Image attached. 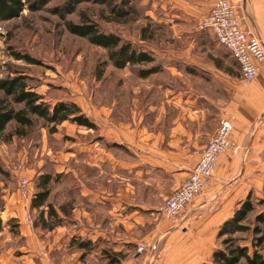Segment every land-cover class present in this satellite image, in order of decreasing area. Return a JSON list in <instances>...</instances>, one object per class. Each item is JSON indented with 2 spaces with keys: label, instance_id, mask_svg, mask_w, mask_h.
<instances>
[{
  "label": "rangeland",
  "instance_id": "1",
  "mask_svg": "<svg viewBox=\"0 0 264 264\" xmlns=\"http://www.w3.org/2000/svg\"><path fill=\"white\" fill-rule=\"evenodd\" d=\"M21 1L23 9L18 18L0 21V78L22 75L45 102L76 103L96 124V129L65 122L58 126L57 132L50 133L43 121L35 119L34 126L26 130L24 137L11 134L16 129L15 124H10L0 136V219L3 224L0 255L6 254L15 243L23 245L24 241L18 240L20 222L23 221V225L31 230L41 229L34 226L39 211L31 208V201L38 191L40 177L49 175L52 181L49 203L65 218L62 230H71L75 226L72 219L74 208L87 209L92 214L93 223L103 218L117 235L124 239L137 238L134 253L142 258L149 257L156 237L147 239V231L143 228L133 235L131 231L116 227L106 219L109 209L119 204L116 199H134L153 207L154 218H166L161 209L190 177L209 143L197 153L195 138L189 140L188 136H183L173 143L169 135L170 123L177 119L185 122L188 112L197 108V60L202 69L212 68L224 76L227 74L225 71H230L233 78L238 76L249 83L210 32L200 30L204 16L217 0H130L136 7L138 20L126 24L108 22V6L93 1L80 4L74 14L65 16V20L56 11L70 0ZM111 1L114 5L121 3V0ZM227 1L236 7L241 26L250 31L243 16L242 0ZM81 13L96 22L101 31L120 36L138 50L150 51L156 59L155 65H160L162 70L142 79L138 72L152 66L115 68L108 62L104 49L66 30V21L80 23ZM14 53L29 55L40 64L16 60ZM176 53L185 55L186 62L171 56ZM169 66L182 72L193 71V74L173 77L168 70L163 71ZM205 77L204 80L213 81ZM174 89L181 93L180 105L168 100L171 98L169 91ZM229 96L226 90L218 89L215 96L212 95L216 98L217 107L203 99L208 122L219 121V124L222 119L233 122L225 112ZM0 98H3L1 93ZM98 153H105L102 167ZM133 153H182L179 158L171 156L170 159L179 161L180 166L190 164V171L176 189L178 186L173 174H165L158 168L151 172L141 164L133 171L120 169L119 160L132 165L137 162ZM24 179L28 181L25 186L22 184ZM147 185L153 188L152 192H148ZM263 185L264 182L260 181L258 191L252 190L255 212L246 224L251 226V231L236 235L240 245L249 246L251 250L258 237L252 229L262 226L256 221V216L264 214ZM63 206L71 211L70 217L62 212ZM186 211L175 219H166L182 218ZM139 214L145 213L139 211ZM87 240L76 233L67 237V251L75 255L71 264H109L113 257H119L120 263L123 262L125 255L115 251L114 245L97 247L92 244L86 250L79 248V243ZM122 245L127 246L126 243ZM219 247L220 240L216 236L212 246L197 255V264H212V254ZM258 249L264 256V245Z\"/></svg>",
  "mask_w": 264,
  "mask_h": 264
},
{
  "label": "crops",
  "instance_id": "2",
  "mask_svg": "<svg viewBox=\"0 0 264 264\" xmlns=\"http://www.w3.org/2000/svg\"><path fill=\"white\" fill-rule=\"evenodd\" d=\"M251 8L257 29L264 40V0H251ZM210 35L218 44L215 37L211 33ZM171 56L182 59L184 62L187 60L184 58L185 55L178 53ZM198 58L199 54H197ZM164 69L168 70L173 77L181 76L178 78H183L185 73L193 74V71L182 72L173 66L164 67L163 71ZM225 72L227 74L224 76L212 68L202 69L197 60V108L188 112L185 122L177 119L170 123L169 128L173 143L180 141L183 136H188L189 140L195 138L197 153H200L219 125V121L214 123L207 121L204 109L206 107L202 104L203 99L217 107L216 98L212 95L215 96L218 89L229 93L225 112L235 126L234 144L219 158L214 177L204 192L208 198L207 202L201 203L200 198L195 199L188 207L186 215L176 220L156 219L153 207H148L145 202H135L134 199H116L119 204H114L108 211L106 219L116 227L131 231L133 235L143 228L147 231L145 234L147 239L156 237L151 244L149 257L142 258L134 253L137 238L124 239L121 235H117L103 218L93 223L89 210L74 208L73 218H71L75 226L71 230H62V226L52 231L35 228L31 230L23 225V221L20 222L18 240L22 239L24 243L23 245L15 243L14 247L7 248L6 254L1 253L0 264H71L70 261L75 258V255L68 253L66 239L73 233L81 235L83 239L87 238L85 242L90 243L89 247H92V244L97 247L101 244L110 247L114 245L115 251L125 255L120 264H197V255L212 246L213 238L217 236V228L230 217L234 208L240 206L253 189L258 191L260 181L264 182V67L259 76L249 83H245L238 76L233 78L234 74L230 71ZM205 74L208 77H205ZM203 77L213 81H206ZM202 84H205L204 87L201 86ZM205 86H208L207 89ZM176 90L178 89L169 91L171 98L168 100L174 105H180L181 93L178 94ZM187 101L188 99L185 102ZM135 149L137 150L136 147ZM133 154L137 162L132 165L119 160L117 164L120 169L133 171L136 166H142L141 164L151 172L158 168L165 174H173V180L178 186L176 189L182 185L186 178L184 176L190 171V164L180 166L179 161L170 159L171 156L179 158L182 153ZM98 157L99 165L102 167L105 153H98ZM147 188H149L148 192H152L153 188L150 185H147ZM205 205L207 207L204 210ZM139 211L145 214H139ZM67 212L65 216L70 217L71 211L67 210ZM57 213L59 215L58 211ZM61 218L65 220L64 217ZM0 234L3 232L1 231ZM9 235L12 233L9 232ZM122 243H126L127 246ZM92 250L94 247L90 252Z\"/></svg>",
  "mask_w": 264,
  "mask_h": 264
},
{
  "label": "trees",
  "instance_id": "3",
  "mask_svg": "<svg viewBox=\"0 0 264 264\" xmlns=\"http://www.w3.org/2000/svg\"><path fill=\"white\" fill-rule=\"evenodd\" d=\"M91 1L108 6L109 15L106 17L108 22L126 24L138 20V12L130 0H121L120 5H114L111 0H70L66 6L57 9L56 12L65 20V16L74 14L80 4ZM22 9L21 0H0V21L18 18ZM65 27L70 34L104 49L108 56V62L117 69H124L128 66H152L150 69H141L138 72V76L142 79L162 70L160 65H155L156 59L150 51L138 50L132 43L124 41L120 36L101 31L99 25L84 13L80 15V23L66 21ZM144 32L146 29L143 30V34ZM13 56L16 60H22L27 64H40L29 55L14 53ZM231 59L238 66L232 57ZM0 93L3 95V98H0V136L6 132L10 124H15L16 129L11 134L24 137L27 134L26 130L34 126L35 119L43 121L50 133L57 132L58 126L65 122L87 129H96V124L84 114L76 103L61 101L49 104L45 102L43 97L28 85L25 76L0 78ZM51 182L49 175L40 177L38 191L33 195L31 201V208L39 211L34 226L48 231L56 229L64 222L55 207L49 203ZM0 208H2L1 205ZM61 210L64 214H68L65 206ZM254 212L255 205L252 192H250L241 205L234 209L232 215L220 225L217 233L220 247L215 249L212 254V264H264V256L258 249L264 245V214L256 216V221L262 226L252 229L253 234L258 236L252 243V250L249 246L240 245L239 239L236 237L237 234L251 231V226L246 224ZM2 229L3 224L0 219V231ZM79 244V248L87 249L90 246L88 242ZM120 261L119 257H113L109 264H119Z\"/></svg>",
  "mask_w": 264,
  "mask_h": 264
},
{
  "label": "built area",
  "instance_id": "4",
  "mask_svg": "<svg viewBox=\"0 0 264 264\" xmlns=\"http://www.w3.org/2000/svg\"><path fill=\"white\" fill-rule=\"evenodd\" d=\"M240 21L233 4L227 0H217L204 16L200 30L210 32L218 45L237 62L243 79L252 82L264 67V44L252 32L245 30ZM234 131L231 120L220 121L190 177L161 209L166 218L181 216L197 198L203 203L207 202L205 195L202 196L203 191L213 178L219 157L233 147ZM22 182L24 186L28 183L25 179Z\"/></svg>",
  "mask_w": 264,
  "mask_h": 264
},
{
  "label": "water",
  "instance_id": "5",
  "mask_svg": "<svg viewBox=\"0 0 264 264\" xmlns=\"http://www.w3.org/2000/svg\"><path fill=\"white\" fill-rule=\"evenodd\" d=\"M242 12H243V16L244 19L247 23V26L249 28V30L257 37L261 40V42L264 44V40L261 37L257 26H256V22L253 18V14H252V8H251V0H242Z\"/></svg>",
  "mask_w": 264,
  "mask_h": 264
}]
</instances>
